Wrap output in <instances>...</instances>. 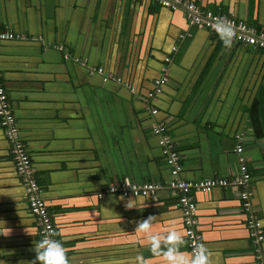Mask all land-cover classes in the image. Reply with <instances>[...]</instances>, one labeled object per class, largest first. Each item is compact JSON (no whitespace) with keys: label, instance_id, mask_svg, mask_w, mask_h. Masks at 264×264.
Listing matches in <instances>:
<instances>
[{"label":"crops","instance_id":"1","mask_svg":"<svg viewBox=\"0 0 264 264\" xmlns=\"http://www.w3.org/2000/svg\"><path fill=\"white\" fill-rule=\"evenodd\" d=\"M196 2L264 29V0ZM188 15L150 0H0V30L19 35L0 40L2 80L70 264H138V256L167 264L135 230L150 215V232H178L179 251L191 259L156 123L165 124L186 180L232 179L242 144L264 233V50L225 46ZM161 75V92L145 100ZM122 181L161 186L136 197L105 192ZM192 195L207 264L264 262V238L249 237L238 187ZM129 198L137 208L124 207ZM36 240L0 126V264H29Z\"/></svg>","mask_w":264,"mask_h":264},{"label":"built area","instance_id":"2","mask_svg":"<svg viewBox=\"0 0 264 264\" xmlns=\"http://www.w3.org/2000/svg\"><path fill=\"white\" fill-rule=\"evenodd\" d=\"M161 7L168 8L172 11L184 10L188 12L189 22L195 26L201 27L213 33L219 34L217 30L218 23L230 26L233 37L232 41L252 45L264 50V29L256 25L247 23L245 20L231 16L223 15L211 9H201L196 0H150ZM9 30H0V40L12 39L18 37ZM175 46L172 47V50ZM164 61H169L165 56ZM103 78L109 75L104 74L102 68H98ZM166 75H161L153 79L151 89L147 91L145 100L153 101L155 96L161 92L162 85L166 82ZM151 113H157L156 107L151 109ZM0 126L11 143L12 160L15 171L19 177L24 189L26 204L30 214L34 217L36 231L39 239L43 236H49L52 239L59 240L55 233L51 214L45 200L41 196V187L38 184L33 168L31 156L28 153L25 144L19 138L18 128L16 126L15 116L5 89L1 71H0ZM152 132L159 136V145L165 156L166 164L169 167L171 179L168 186L177 193V204L181 212V220L184 228V236L187 242L188 250L191 255L195 253L200 246L201 235L197 230V206L192 195V191H209L214 186H236L239 189V198L241 200V209L245 215V221L248 228V234L253 243L260 244L264 238L262 223L257 216L251 203V173L246 165L243 156V146L237 143L235 151L238 156L237 172L232 179L222 177H205L200 180H186L180 175L182 165L179 162V153L176 150L172 139L166 133V126L163 123L153 125ZM237 140L241 141V135H236ZM127 183V184H126ZM122 181L115 184H109L106 187V193H115L122 197L141 196L154 194L161 186L160 183L152 181ZM99 197L103 196L102 192L98 193ZM60 241V240H59ZM62 244V243H61ZM63 246V245H62ZM64 248V246H63ZM65 252V248H64ZM66 256V254H65ZM67 259V256H66ZM68 261V260H67ZM260 261L259 264H264ZM68 264H70L68 262Z\"/></svg>","mask_w":264,"mask_h":264},{"label":"clouds","instance_id":"3","mask_svg":"<svg viewBox=\"0 0 264 264\" xmlns=\"http://www.w3.org/2000/svg\"><path fill=\"white\" fill-rule=\"evenodd\" d=\"M217 30L222 42L225 46H229L233 37L230 26L218 23ZM124 207L126 209L137 208L135 199L129 198ZM155 219V216L150 215L142 222H139L135 229L145 234L149 242V249L154 255L162 254L167 264H207L208 256L203 245H200L191 259H189L183 256L179 251V246L183 238L178 232L169 231L166 234H152L150 228ZM33 250L35 252V258L33 261H30L29 264H37V262L38 264H68L61 242L47 235L33 242ZM137 261L138 264H140L141 257L138 256Z\"/></svg>","mask_w":264,"mask_h":264}]
</instances>
